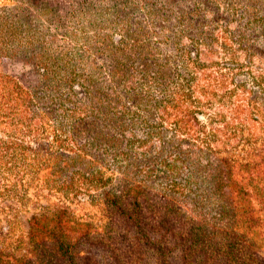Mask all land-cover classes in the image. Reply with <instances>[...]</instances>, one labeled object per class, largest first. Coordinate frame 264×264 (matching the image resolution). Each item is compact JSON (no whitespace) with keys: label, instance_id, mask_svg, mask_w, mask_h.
I'll return each mask as SVG.
<instances>
[{"label":"rangeland","instance_id":"obj_1","mask_svg":"<svg viewBox=\"0 0 264 264\" xmlns=\"http://www.w3.org/2000/svg\"><path fill=\"white\" fill-rule=\"evenodd\" d=\"M189 72L194 78L187 86L182 77ZM0 73L35 98L43 137L50 142L61 129L73 149L59 152L64 160L56 162L58 153L45 140L23 144L46 165L35 181L24 178L22 205L0 200V246L19 264H40L37 246L28 241L30 218L57 211L65 212V225L89 229L92 239L78 246L76 264H107L99 244L112 229L125 234L126 251L138 254L126 264H264V227L252 235L225 220L229 207L221 204L213 176L232 166L230 180L256 204L255 182H246L242 164L264 137V0H0ZM173 91L179 98L169 97ZM170 103L176 111L168 110ZM173 114L192 116L186 133L172 124ZM211 129L259 139L223 147L209 141ZM49 169L57 172L44 176ZM78 174L109 178V185L89 191L93 198H63L51 189V180ZM170 181L179 185L167 186ZM133 187L145 201L149 245L169 252L161 259L150 246L140 247L132 227L122 231L105 207L106 197ZM164 212L173 234H196L192 254H181L189 245L183 239L156 234L154 217ZM10 243L14 248L6 247ZM51 252L44 255L49 264H62Z\"/></svg>","mask_w":264,"mask_h":264},{"label":"trees","instance_id":"obj_2","mask_svg":"<svg viewBox=\"0 0 264 264\" xmlns=\"http://www.w3.org/2000/svg\"><path fill=\"white\" fill-rule=\"evenodd\" d=\"M9 27L14 36L15 32H17L16 27L13 25ZM220 39L219 47L225 50L224 37L220 36ZM192 77L194 78L193 73L189 72V74L182 77V80L188 86ZM183 95L187 96L186 94ZM171 96L176 97L177 95L173 91L169 97ZM177 98L179 97L177 96ZM34 102L35 98L27 88L0 73V200H15L21 205L25 200L26 185L28 184L24 181V178L30 177L28 180L30 183L35 181L39 172L42 170L41 167L46 165L39 164L33 148L23 144L28 139L32 141H36L39 138L45 140L48 144L46 147L52 148L55 150L54 153H58L52 157V160L56 162L64 160V156L59 152H65V149L73 151L65 143V132L61 129H57L53 133L50 142H48L47 138L43 137L45 130L40 118L32 111ZM153 106L155 107L154 111L156 113H161L167 117L168 112L164 110V107L156 102H153ZM168 110L176 111L177 106L170 103ZM172 117H176V120L172 124L176 126L179 133H186L185 124L188 122V119L194 120L192 116H175L173 114ZM252 120L256 121V119ZM159 121H162V119H159ZM259 125H261V129L264 126L261 122H259ZM261 133L264 134V131H261ZM206 136H208L209 141L219 142L223 147L229 146L230 142H232L231 145H250L251 142L259 139L257 138L255 140L254 138L245 137L241 132L237 133L236 131L227 130L219 132L215 129L208 131ZM257 146L256 153H253L252 150L247 151L245 156L247 161L242 164L246 182H255V187L252 188L253 197L256 200L255 205L251 204L252 201L249 200V195L245 192L246 190L243 191L242 186L237 188L235 182L230 180L229 176L232 174V166L225 165L218 170H214L213 175L216 176L215 191L222 201L221 204L226 201L224 205L229 207L227 212L222 211L223 218L227 221L234 220L238 227L245 228L243 230L252 235L261 234L257 229L264 227V137L260 139ZM249 157H253L255 162L250 160ZM56 172L57 170L49 169L44 176L52 175ZM257 176H260V187L258 186L260 182L256 178ZM51 182L53 183L51 189L55 187V192H61L63 198H65L66 193H70L72 198H75L81 193L88 195L89 198H93L94 195L89 194V191H98L105 188L109 185V178L103 179L101 176H84L83 174H78L76 177H62L59 182L57 180H51ZM192 184H195V182ZM166 185L175 187L179 183L170 181ZM138 195V187L129 188L117 196L112 194L110 197L105 198V207L118 220L122 231H125L127 226L132 227L135 234L139 236V239L136 238V240L139 241L140 247L145 250V247L150 246L154 256L161 259L169 254V252L160 243L156 242L154 247L149 245L150 239L148 234L144 232L147 226L145 222L147 218H144V213L142 212L145 201L143 200L142 202L138 198ZM154 221L156 223L154 226L159 228L156 234L164 231V233L159 234L161 239L164 238L167 241L168 237H172L174 242L177 241L176 237L183 239V244L189 243V245L185 250H181V254H183V257L192 254V247L198 243L196 234L193 231L187 230L188 232L180 236L176 232L173 234L172 230L167 229L165 226L167 223L165 212L157 214L154 217ZM66 224L65 212L62 211H57V213L47 217L33 216L30 218L28 241L32 244L35 243L37 246L34 249L37 251L36 256L40 264H49L50 260L47 256L44 257V255H47L46 252L48 250L57 253L62 264H76L74 262V253L78 249V246H85L86 243L91 241L92 238L89 236V229L85 225H78L81 229L75 228V224L73 226H69L68 223ZM109 233L107 238L105 236H102V238L112 240L114 245L106 244L102 238L99 244L103 247L102 249L107 264H126V258L135 252L124 249L123 243L126 241L125 234H121L120 231L114 229L110 230ZM74 234L77 236L72 241ZM12 246V243H10L6 247ZM110 248H112L113 252ZM217 251L213 250L212 252L217 253ZM135 254L138 255L137 253ZM223 254H225L223 257L229 260L232 251L230 248H227ZM0 264H19V259L16 260L10 254L4 253L3 247L0 246Z\"/></svg>","mask_w":264,"mask_h":264}]
</instances>
